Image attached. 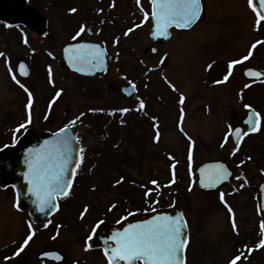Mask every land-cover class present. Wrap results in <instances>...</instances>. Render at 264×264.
<instances>
[{"label":"rangeland","instance_id":"obj_1","mask_svg":"<svg viewBox=\"0 0 264 264\" xmlns=\"http://www.w3.org/2000/svg\"><path fill=\"white\" fill-rule=\"evenodd\" d=\"M80 1L93 7L103 4V1L110 3L114 14L119 15V20L117 17L115 19L120 34L124 29L131 28L140 18L133 0ZM243 4L244 0H209L208 14L193 29L175 32L170 41L159 46V53L156 55L144 52L145 48L154 44L149 37L148 21L144 28L133 30L120 39L125 45L122 55L119 47H113L115 111L125 106L118 91L124 80L123 72H130V76H133L132 73L137 70L140 75L143 72V64L147 68L151 67L150 77L158 79L161 74L163 81L173 90L162 86L163 92L159 97L161 101L151 100L146 106V112L157 114L161 121L157 123L160 125L161 137L156 144L151 139V123L139 122L140 117L137 122V117L132 115V123H128L127 127L114 126L112 135H108V141L105 140V153L103 154V151L101 155L93 156L97 159V165L92 171L93 160L87 163V169L94 171L90 176L95 177L91 180L99 189H95L92 182L82 189L76 188L72 199L78 202L68 204L62 209L61 214L68 224L79 225V228L65 229L67 240L72 241L74 236L87 234L93 221L101 218L99 214L94 217V212L99 209L97 207L107 208L110 202H116L112 208L116 217L120 216L125 203L129 205L132 200L135 202L129 206L128 211H137L140 208L148 210L157 206V203L138 206V200L153 198L152 193H145L144 196V191L149 188V179L160 178L162 182L168 181L169 164L173 168L169 158H174L181 168L182 171H179L182 177L179 184L185 188L189 177L182 168H185L183 157L189 141L192 142L193 148L196 143L191 163L197 165L203 160L225 158L237 171L230 186H224L217 191H202L194 182L190 197H185L184 203L181 204L193 225L195 247L199 249V255L193 264H226L237 252V237H234V232L236 235L249 238L252 236L257 240L261 230L264 233V229L258 228L259 218L254 198L256 185L264 174V127L260 134L249 137L240 147L233 146L230 141L229 125L233 127V123H238L247 110L242 91L248 81L243 77L242 71L249 65L264 70V22L257 28L254 17L244 10ZM253 45L256 47L253 48ZM246 56L249 58L244 60ZM117 59L121 61L117 62ZM233 61L242 63L234 64L232 74L224 81L229 64ZM159 62L161 66L155 69ZM155 89V86L150 85L146 92L155 94ZM250 92L246 95L247 101L252 100L264 115V86L257 87V91L253 93ZM179 95L184 97L182 104ZM0 99L3 100L0 107L1 121L7 112L20 106L1 74ZM68 106L73 107L70 100ZM131 106L129 108L133 110L135 106ZM58 114V111L55 112V117ZM106 119H99L100 123H83L80 128L85 132V144L91 146L89 149L92 152L102 148L101 140L103 141V132L106 131L103 121ZM252 143L255 154L250 151ZM238 152H249V155L252 153V159L240 165L232 163L231 158ZM84 203H91V208L79 215ZM11 205V196L0 194V238L5 236L2 234L15 233L14 228L21 232L22 226L25 225L22 217ZM107 212L103 218L106 222H112V218L108 216L110 213ZM39 245L41 241L37 242L35 247ZM242 251L246 253L245 248H242ZM240 257L237 261L240 263L237 264H264V247L254 250L250 256L244 254Z\"/></svg>","mask_w":264,"mask_h":264},{"label":"flooded vegetation","instance_id":"obj_2","mask_svg":"<svg viewBox=\"0 0 264 264\" xmlns=\"http://www.w3.org/2000/svg\"><path fill=\"white\" fill-rule=\"evenodd\" d=\"M133 1L140 16L133 24L135 31L146 26L145 13L151 14L152 6L149 0ZM208 4L209 0H201V17L191 29L208 14ZM87 5L90 4L80 0H0V52L4 53V56H0V74L5 80L6 86L20 102L18 109L7 112L0 121V149L6 145L15 144L25 132L23 129L19 132L16 131L21 124L27 123L29 116L27 108L29 96L24 88L20 87V84H23L32 93L31 123L27 124V129L35 128L40 132H57L63 128L72 127L82 148L86 149L85 132L80 129L83 123H100L99 119L107 118L103 123H106L107 135H112L114 123H122L121 126L127 127L128 123H132L130 117L135 115L137 122L140 117L139 122L142 121L145 124L148 121L151 123L153 132V139H151L152 142H157L156 132L153 128L155 127L157 130V123H161V121L157 114L146 112V106L151 100L161 101L159 97L163 92L162 86L167 87L170 91L172 88L163 81L161 74L158 75V79L150 77L151 67L147 68L143 62L139 61L141 65L143 64L141 66L142 74L139 75L140 72L137 70L132 73L133 76H130V72H123L122 79L124 80L118 91L119 98L125 103V106L119 108V111H115L113 108V47H119L122 55L125 45L120 39L125 33L129 34V28L124 29L122 34L119 33L115 19L119 15L114 14L110 3L103 1V4H97L95 7ZM243 5L248 14L256 17V13L249 6V0H244ZM73 9L76 11L73 12ZM81 28H84L83 32L80 31ZM191 29L172 28V36L175 32H186ZM170 40L171 38L168 41ZM168 41L156 44L159 47ZM81 42L95 43L97 46L101 44L105 48L104 53L107 58L105 73L83 75L67 66L66 49ZM158 53L159 51L156 54ZM119 61L121 60L117 59V62ZM158 66H161L160 62L154 68L157 69ZM49 69H51V73H49ZM25 71L28 73L27 75H23ZM128 84H134L136 87V91L131 97L121 93V86ZM150 85L156 87L155 94L146 92ZM57 93L60 95L57 96ZM68 100L73 103V107L68 106ZM141 100L145 107L138 111ZM2 103L3 100L0 99V107ZM131 105L135 106L133 110L129 108L132 107ZM125 108L130 111L127 113L120 111ZM57 111L59 114L55 117ZM73 121H75L74 124ZM35 123H39V125L36 126ZM238 124L241 123L236 125ZM183 138L187 139V137ZM187 149L188 146H186ZM89 154L83 151V160L95 158L99 153L90 152ZM82 163L77 170L70 193L74 192L76 188L82 189L83 185L79 181L85 180L90 173L87 167H82ZM0 194L5 197L11 196V206L25 222L21 232L14 228L15 233L1 235L0 264H109L108 256L105 255L106 251L103 248L88 247L87 241L91 231H88L84 236H74L72 241L66 239L65 229L79 228V225L68 224L64 215L61 214L68 204L75 201L68 200L71 194L67 198L58 199L57 211L43 223H34L29 216L28 209L20 211L15 208L16 193L11 185L4 186L0 183ZM185 217L189 228L188 245L184 253L185 264H193L199 255V249L197 246L195 247L193 225L188 216ZM262 222L264 220L259 217L258 228L261 227ZM32 232H35L32 240L24 247L23 252H19L20 248L24 246L25 239ZM261 233H263L262 230ZM258 236L257 240L252 236L249 238L240 234L236 235L234 232V237H237V252L233 256L242 255V248H245L247 255L257 247L259 249L260 242L264 238L261 234ZM39 241H41V245L35 247ZM18 252L19 255H17ZM55 256H59L60 259L54 258ZM138 264H144V262L140 261Z\"/></svg>","mask_w":264,"mask_h":264},{"label":"snow or ice","instance_id":"obj_3","mask_svg":"<svg viewBox=\"0 0 264 264\" xmlns=\"http://www.w3.org/2000/svg\"><path fill=\"white\" fill-rule=\"evenodd\" d=\"M151 18L154 21V36H165L168 35V29L172 26L178 28H187L192 25L196 20L199 19L201 13V2L200 0H151ZM249 6L252 7L253 11L256 12L257 20L256 26L259 28L261 21L264 20V15H261L257 11L256 7L253 6V0H249ZM259 7L264 9V0H260ZM73 12L76 10L73 9ZM148 19V13H145V20ZM139 27V25H137ZM81 32L84 28L80 29ZM133 29H129V32ZM128 33H125L127 35ZM25 43L27 41L25 40ZM256 45H253L255 48ZM72 53L69 57L70 63L76 64H91L94 61L102 62L101 58L104 55L103 50H101L97 45H80L76 49H66ZM251 55V53H249ZM0 56H4V53L0 52ZM249 57H244L247 60ZM163 63V61H161ZM242 61H233L229 64L228 74L224 77V81L228 80V77L232 74V67L234 64H241ZM77 71H82V68L77 67ZM51 73V69H49ZM25 71L23 75H27ZM249 77H259L261 73L253 72L249 70L246 73ZM15 79V77H13ZM19 84V81H17ZM221 83V81H217ZM21 88H24L25 92L29 96V102L27 108L29 110L28 121L25 124H21L16 131L19 132L21 129L27 131V124L31 123V108H32V93L28 91L23 84H20ZM174 87V86H173ZM247 87V85H246ZM135 89V85H132ZM132 93H129L131 95ZM60 93H57L59 96ZM184 102V97L181 96L180 103ZM140 108L142 110L145 105L141 100ZM245 108L251 109L250 105H245ZM121 112L127 113L130 109H121ZM73 124L75 121L72 122ZM244 123L248 126L249 130L252 132L260 130V113L255 110H250L247 119ZM230 134L234 135L237 143L247 136L248 131H243L241 128L237 127L234 130L232 126L229 125ZM67 128L61 129V132L66 133ZM60 133H57L59 136ZM156 139H159V133L157 132ZM59 146L45 149L37 152L30 151L31 159L28 161V172L25 173V178L31 185V192L36 196V200L40 205L39 210L41 212L49 206L50 202L56 195L63 196L67 198L70 194V189L72 187L70 180L74 179L76 175L75 169L80 167V163L83 162V156L79 157V162L73 165V171L71 175L68 174V168L72 164L71 155V141L68 137H63L59 142ZM5 147H8L7 145ZM239 150L238 148L236 149ZM2 151V149H0ZM79 151L83 153L84 149L80 148ZM234 154V153H233ZM191 159V156L189 157ZM175 167V166H173ZM219 171L217 173L218 181L225 180L228 178L230 173L222 165L218 166ZM201 186L208 188L214 185L205 183L204 169H201ZM120 181H118L119 183ZM174 182V180H173ZM156 184V181H152ZM147 195V193H146ZM221 200H223V194H221ZM52 207H58V205L53 204ZM114 207V206H113ZM231 212V208L228 209ZM100 221L97 224H102ZM31 228V225H29ZM186 221L183 217H157L154 220L145 222L144 224L130 225L123 232H116L113 234L111 239L115 242V247H112L110 254L106 250L105 255L108 256L109 264H120L121 261L126 262V264H138V262L143 261L144 264H185V250L188 245V240L185 233ZM233 227L235 228V221L233 220ZM261 229H264V222L261 223ZM35 232H32L24 241V246L20 248L19 252L24 251V247L28 245V242L32 240ZM55 238V237H53ZM91 239V237H89ZM260 246L264 247V240L260 242ZM19 252L17 255H19ZM54 258L60 259L59 256ZM241 259L240 256L235 257L231 264H237V261Z\"/></svg>","mask_w":264,"mask_h":264},{"label":"water","instance_id":"obj_4","mask_svg":"<svg viewBox=\"0 0 264 264\" xmlns=\"http://www.w3.org/2000/svg\"><path fill=\"white\" fill-rule=\"evenodd\" d=\"M253 4L256 7L257 11L264 15V9L259 7L260 0H253ZM194 24V23H193ZM192 24V25H193ZM190 25L189 27H191ZM187 27V28H189ZM171 28V27H170ZM170 28L168 29L167 37L161 36H154V21H153V28L151 32V37L154 40L158 38H169L170 36ZM150 49H146L145 51H149ZM153 52H156V48H151ZM74 64V63H71ZM77 66V65H75ZM90 66H100V63L97 62L95 64H90ZM251 70L253 72L260 71L254 68H247L244 71L245 76L248 78H256L259 79L263 77V73L259 77H249L246 73ZM98 71V70H97ZM95 71V72H97ZM89 73V72H88ZM123 92L129 95L132 93V88L123 87ZM250 111L247 113L244 121L247 119ZM57 133H60L57 136ZM57 133H38L36 130L29 129L18 141L15 146L8 147L0 151V180L3 184H13L18 192V202L17 206L24 210L27 206H30V214L32 219L35 222H42L45 221L46 218L56 209V207H52L53 204L56 205L55 197L50 202L49 206L45 209V211L41 212L39 210L40 205L36 200V196L31 192V188H27L29 185L28 181L25 178V173L28 172V161L31 159V154L29 150L32 152H37L45 149H50L59 146L58 142L63 137H68L71 141V155H72V164L68 168V174L71 175L73 171V165L79 162L80 157V145L77 141L76 136L72 132V129H68L66 133L64 132H57ZM233 139L237 142L235 136L233 135ZM222 165L224 168L228 170L230 175L225 180H219L217 177V173L220 170L218 166ZM201 169H204V181L205 183L212 184L214 186L205 188L201 186ZM233 171L229 168L228 164L224 160L220 161H207L201 164L197 168L198 174V184L200 187L205 189H212L221 186L225 182H230L231 177L233 175ZM73 179L70 180L72 184ZM36 201V202H35ZM257 201H258V210L262 217H264V180L261 182L259 189L257 191ZM183 217L181 209L179 207H172V208H163L158 209L156 211L146 213V214H138L134 215L116 225L113 224H106L102 223L99 224V227H96L92 238L90 239V246H103L104 248H112L115 247V242L111 239L114 233L116 232H123L127 229L130 225H137V224H144L147 221L154 220L157 217ZM184 219V218H183ZM185 221V220H184ZM186 238L188 234L187 226L185 227ZM112 241L110 243L109 241Z\"/></svg>","mask_w":264,"mask_h":264},{"label":"trees","instance_id":"obj_5","mask_svg":"<svg viewBox=\"0 0 264 264\" xmlns=\"http://www.w3.org/2000/svg\"><path fill=\"white\" fill-rule=\"evenodd\" d=\"M260 86H264V85H256L253 89L250 90L251 92L250 91L249 92L253 93L254 91H257V87H260ZM258 89L260 90V88H258ZM106 148H107V143H105V140H104V142H102V148L100 149L101 153L104 151L103 152V154H104ZM249 156H251V155H249ZM94 177L93 176H89L88 177V184L90 182H92L91 179L94 178ZM92 184H93V182H92ZM163 184H167V186H164V188L162 190V198H161V200L156 198V199H158V201H160L161 206L172 205V204H175L176 202L179 204V203H182L185 200V197L187 199L190 197V194L187 192V190L180 191L179 188H178L176 193L174 192L175 190L171 191V188L168 186L169 185V181H166ZM93 186H95V185L93 184ZM95 189H99V188L95 187ZM103 210H106V208L100 207L97 210L96 214H99Z\"/></svg>","mask_w":264,"mask_h":264}]
</instances>
